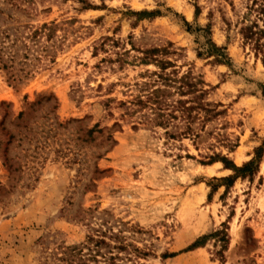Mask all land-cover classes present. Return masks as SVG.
Returning <instances> with one entry per match:
<instances>
[{
	"label": "rangeland",
	"instance_id": "1",
	"mask_svg": "<svg viewBox=\"0 0 264 264\" xmlns=\"http://www.w3.org/2000/svg\"><path fill=\"white\" fill-rule=\"evenodd\" d=\"M245 2L0 0V264H70L67 245L95 264H264V58L238 33ZM180 16L227 63L197 56ZM152 49L220 112L198 137L147 123ZM213 152L255 168L200 163Z\"/></svg>",
	"mask_w": 264,
	"mask_h": 264
},
{
	"label": "trees",
	"instance_id": "2",
	"mask_svg": "<svg viewBox=\"0 0 264 264\" xmlns=\"http://www.w3.org/2000/svg\"><path fill=\"white\" fill-rule=\"evenodd\" d=\"M245 10L240 16L238 33L243 42L264 58V0H245ZM146 12H137L142 15ZM179 15V14H176ZM182 23L188 31L197 34V40H200V49L197 50V56L208 57L213 56L214 61L227 63L229 59L225 46L216 45L211 39L210 27L191 28L182 16ZM168 52L167 49H160ZM155 49L144 51L145 56L143 61L148 60L154 62L159 67V72H153L155 79L159 82V86L150 88L144 94V99L138 98L139 104L150 109L152 118L146 120L147 123H155L160 126L168 125L173 120H177L181 125V129L176 133L178 136L190 135L193 138L198 137L199 132L192 128V124L196 121L204 124L215 118L220 112L216 107H210V104L204 101L206 90L200 85L204 84L203 80L196 79L190 72L178 75L177 70L172 68L166 72V68L174 67L171 61L157 59L154 57ZM170 87V88H168ZM172 88V89H171ZM169 95H177L179 97L170 99ZM187 96V97H183ZM203 127V125H202ZM201 130V129H199ZM167 133V132H166ZM174 134H169V136ZM225 143L228 150H232L233 143L228 140ZM260 148L255 151V156H259ZM215 161H220L223 167L229 168L237 175H249L255 168L254 160L247 161L240 166H236L226 155L219 152H213L207 156L206 161H200L202 164H210ZM221 236L220 240L224 241ZM100 242V241H99ZM198 242L192 243L189 247L198 246ZM61 256L58 259H66L70 264H95V257L89 252L81 253V248L76 245H67L60 251ZM64 255V256H62ZM85 255V256H83ZM113 259V256H109ZM116 264V263H115Z\"/></svg>",
	"mask_w": 264,
	"mask_h": 264
}]
</instances>
